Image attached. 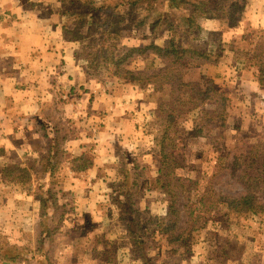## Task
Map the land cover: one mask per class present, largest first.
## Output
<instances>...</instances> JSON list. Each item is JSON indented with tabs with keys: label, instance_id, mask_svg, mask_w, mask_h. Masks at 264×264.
<instances>
[{
	"label": "rangeland",
	"instance_id": "374dc122",
	"mask_svg": "<svg viewBox=\"0 0 264 264\" xmlns=\"http://www.w3.org/2000/svg\"><path fill=\"white\" fill-rule=\"evenodd\" d=\"M44 1L48 7H44L42 13L53 24L55 37L52 43L66 52V65L78 70V81L72 75L73 81L78 82L74 94H79L78 102L77 98L69 101L70 90L67 94L63 93L60 100L66 102L67 108L63 110L65 117L68 116L65 122L68 127L58 133L66 139L71 135L70 148L76 142H86L85 159L94 164L98 163V156L92 151L94 145L106 142L112 147V151L105 150L112 157L100 161L101 166H105L103 175L110 172L112 180L101 190L87 189L92 187L83 182L66 181L71 176L66 163L72 156L66 140L64 154L53 160L54 191L61 196L59 189L63 185L68 193L62 203L59 201L57 212L53 207L47 208V223L57 229L54 238L47 240L49 264H145V254L142 255L135 234L125 222L134 220L144 237V221L168 214L167 197L165 201V191L161 188L174 175L161 178L158 173L164 168L158 140L164 128L161 103L170 98V88L157 91L150 85L144 87L140 81L116 76L112 63L94 62L92 47L97 44L94 40L103 36L100 27L112 23L115 0H94L95 7L105 6L97 14L96 21L100 27L93 26L95 20L91 14L78 17L79 13L84 14L88 9L82 4L87 0L75 5L65 0ZM237 1L245 4V10L237 16L235 23L227 20V23L221 24L215 12L201 23L199 30L182 38L183 44L207 56L186 64L182 72L184 82L198 84L201 89L214 86L226 97V104H230L225 119L219 117L221 110L216 105L207 117L200 114L199 109L190 111L185 114L182 129H176L173 134V153L177 160L174 162L180 165L173 168L174 174H177L176 181H183L192 189L190 196L193 200L202 201L201 198H205L204 203L209 201L211 191L240 197L251 190L264 201V184L248 181L249 175L258 176L260 165L248 170L246 165L239 163L237 172L228 167L231 156L244 153L247 157V152L264 145V89L258 82L257 68L250 61L251 52L260 41L264 42V0ZM166 15L175 24L180 21L179 16L162 7L149 15L145 24L143 10L127 9L124 13H117L113 18L121 23L119 49L128 52L132 48L143 49L151 44L165 45L169 40L168 24L164 21L152 24ZM71 30H74L72 34ZM127 64H130L127 65L129 70L138 72L150 65L152 68H164L166 61L148 52L145 55L134 54ZM58 120L53 122V128H60ZM201 121L205 128L197 127ZM107 125L112 126V132L107 137L99 135L101 128L106 130ZM39 144L38 153L41 156L48 143L42 140ZM124 161L128 166L136 163L146 170L141 175V171L133 168L123 170L126 166ZM50 164L47 161L41 165L40 159L24 156L22 152L9 155L0 151V180L3 179L1 169L4 166L22 165L29 169L32 179L29 186L23 187L35 189V200L31 197L21 201L20 207L25 205L26 208L24 218L22 215L10 216L7 202H16L8 199L5 192L0 194V244H15L18 251L25 254L16 259L11 256L0 258V264H41V259L34 257L38 256L40 241L36 231L40 220L39 196L43 192L39 186L50 180L42 172ZM164 171H168L166 166ZM83 173L91 176L89 169ZM126 173L129 174L128 183L124 182L128 177ZM158 178H161L160 188L157 186ZM5 186L8 185H0L1 188ZM95 190L99 196H96ZM124 191L134 196L132 202L136 210L126 214L125 221L120 218V204L116 201ZM184 196H189V193ZM11 206L12 209L15 205ZM182 211L187 231L182 241L173 246L177 252L168 256L172 246L169 247L166 237L157 235L154 237L157 239L152 238L147 246L146 256L150 264H264V217L246 215L228 219L218 217L215 211L208 212L206 227L191 232L193 222L189 208Z\"/></svg>",
	"mask_w": 264,
	"mask_h": 264
},
{
	"label": "trees",
	"instance_id": "16d2710c",
	"mask_svg": "<svg viewBox=\"0 0 264 264\" xmlns=\"http://www.w3.org/2000/svg\"><path fill=\"white\" fill-rule=\"evenodd\" d=\"M66 2L75 5L76 2L81 3V0H65ZM88 6V9L84 14L79 13L78 17H84L91 14L95 22L93 26L100 27L96 21L97 14L102 12L104 7H95L94 0H87L82 3ZM158 7L165 8L172 15H177L180 17V21L176 24L172 22L168 15L162 17L155 21V24L164 21L168 24V42L163 46H158L156 44H151L143 49L132 48L131 50L123 51L119 49V41L121 40L120 32V22L114 21V16L117 13H124L127 9H132L135 11H145V19L143 24L147 22L148 16L151 15ZM245 10V4L237 0H115L112 5V23L103 25L100 27L102 31V38L94 40L97 43L93 49L94 62L102 61L104 65L112 63L115 67L116 76H123L124 78H129L133 81H140L143 83L142 86L147 87L150 85L154 87L155 90L161 91L165 88H170V98L168 100H163L161 103L160 114L164 113L162 134L158 140V147L160 148V153L164 162V168L159 170V175L162 176H172L174 178L170 181H166L164 185V200L167 197V208L168 214L166 216L156 215L148 222L144 221L142 224L146 229V235L143 237L140 230V226L136 228L135 221H126L125 223L129 226V230L133 231L137 238V242L142 250V255H144L145 264H150L147 258V246L150 240L153 238L156 240L157 235L162 238L166 237L169 247L172 249L167 252V255L177 252L173 247L177 243L181 242L184 238L187 229H184L185 222H183V211L184 208H189L190 220L193 222V228L191 232H198L200 229L205 228L209 217L208 212H216L218 217H226L228 219L242 217L246 215H253L258 217H264V201H261L255 194L249 190L247 194L240 197H233L229 195H222L210 192L209 201L204 203L205 198H201L202 201H195L191 198L190 193L192 189H189L187 185L176 181V175L174 174L173 168L179 167L178 163L174 162L175 154L173 150L175 149L174 136L175 130L182 129V122L186 118L185 114L190 111H196L199 109L200 114H205L207 117L211 111L217 106L221 110L219 117L225 119L227 109L230 108V104H226V97L219 92L214 86H207L203 89L200 88L198 84L186 83L183 79V69L186 64L191 62L195 58H207L206 54L198 51L192 46H187L182 43V38L188 33H193L195 30L201 28V23L208 19L213 13H218V19L221 24L227 23V20L235 23V19L238 15H241ZM71 14V12H67ZM74 30H71L72 34ZM179 37V38H178ZM264 39V37L262 38ZM261 39V40H262ZM154 53L157 58L166 61V66L164 68H152L150 65L143 71L134 72L129 70L127 62L134 56V54L145 55L146 53ZM250 61L254 64L258 71V82L260 86L264 89V42L260 41L256 48L250 54ZM229 112L227 113L228 116ZM197 127L205 128L204 123L201 121L197 124ZM66 137L61 135V133H53L52 136H47V146H45V153L40 156L41 165H45L47 161H50V167L42 169L46 176L50 178L47 182L42 183L39 187L43 194L39 196L40 200V214L39 222L37 224V235L40 236L39 244L37 245L38 256H34L37 259H41V264H49V249L47 248V240L53 239L57 229H54L47 223L48 217V206L53 207L57 212L59 209V201L61 203L67 197V189L61 185L60 194L57 196V192L54 191L55 182L53 174L55 171L53 160L57 158L60 154H64L63 144ZM232 160L228 163V167L231 170L237 172L239 170V163H243L247 166L249 170L255 165H260L261 168L258 169V176L249 175V182H257L259 185L264 184V145L258 147V150H252L247 152V157L245 154H238L231 156ZM86 156L76 159L74 163V168L76 172L81 173L88 170L92 165L93 161L86 160ZM246 159V160H244ZM177 161V160H176ZM125 168H133L134 170L141 171L140 175L145 172V167L138 166V164H132L128 166L125 161ZM165 166L168 171L165 173ZM244 169V172H247ZM171 170V171H170ZM1 176L3 180L15 182L17 184L26 186L31 183V176L29 174V169L22 166H4L1 169ZM130 171V169H129ZM166 174V175H165ZM128 177H125L124 182L128 183L129 174L126 173ZM52 177V178H51ZM247 177V175H246ZM161 178L157 179V186L160 188ZM185 193H189V196H184ZM134 196L129 193L122 192L116 198L120 204L121 213L120 218L125 221V215L131 210H134ZM206 206L208 209L206 210ZM205 207V209H204ZM205 210V211H204ZM138 214H136L137 216ZM55 220V214L53 221ZM143 221V220H142ZM18 247V246H17ZM15 244L12 246L0 244V258L3 257H13L22 258L25 254L20 253ZM27 260V259H26ZM162 264H166L165 262Z\"/></svg>",
	"mask_w": 264,
	"mask_h": 264
},
{
	"label": "crops",
	"instance_id": "0c3cea01",
	"mask_svg": "<svg viewBox=\"0 0 264 264\" xmlns=\"http://www.w3.org/2000/svg\"><path fill=\"white\" fill-rule=\"evenodd\" d=\"M44 7H48L44 0H0V151L9 155L22 152L24 156L38 159L39 143L68 127L65 124L68 116L65 117L63 110L67 108L66 102L60 100L63 93L70 90L69 101H75L79 96L74 95L78 82L72 79L73 75L78 81V70L66 65V52L52 43L55 37L53 24L43 15ZM57 118L60 128H53ZM106 128H101L99 135L107 137L112 132V126ZM72 139L71 135L66 139L68 152L72 153L71 160L66 163L71 176L66 181L83 182L92 187L87 189L101 190L112 180L110 172L103 175L105 166L100 164L101 160L112 157L107 154L112 151L111 143L106 144L105 140V143L94 145L92 151L98 156V163L93 162L89 176L76 172L73 163L85 154L86 142H76L70 148ZM0 185H8L0 187V194L3 191L8 199L16 202H7L10 216L22 215L24 218L26 208L25 205L20 207L21 201L31 197L35 200V189L3 179ZM95 192L99 196V192ZM11 205L15 206L11 209Z\"/></svg>",
	"mask_w": 264,
	"mask_h": 264
}]
</instances>
